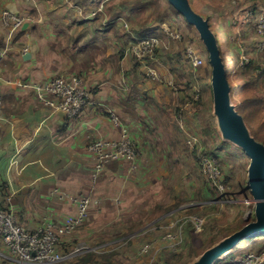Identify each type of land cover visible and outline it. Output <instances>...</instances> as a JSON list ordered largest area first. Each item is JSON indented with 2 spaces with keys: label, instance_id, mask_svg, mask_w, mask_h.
<instances>
[{
  "label": "crops",
  "instance_id": "1",
  "mask_svg": "<svg viewBox=\"0 0 264 264\" xmlns=\"http://www.w3.org/2000/svg\"><path fill=\"white\" fill-rule=\"evenodd\" d=\"M54 1L0 0V95L3 100L0 108V188L5 195L11 196V207L20 221L34 230L42 225L45 217L61 223L67 216L76 214L77 204L66 197L62 198L60 194L64 192L77 197L90 195L99 198L100 205H92L87 217L91 221L99 220L101 225L105 223L102 227L106 230L103 229L102 234L107 235L126 233L119 231L120 227L129 232L152 221L166 219L169 212L177 213L189 205H201L204 210L208 208L207 203L213 200L209 197L212 190L207 186L201 188L203 192L200 194L196 175L187 173L175 176L167 169L166 163L169 148L177 147L182 136L192 145L199 142V133L193 128L198 114L197 106L193 109L186 107L190 103L195 105L192 100H197L200 94H195L194 99H187L185 103L181 100L194 92H200L196 87L200 81L203 85L205 80L188 75L175 80L173 76L176 85L171 87V93L164 94L166 84L147 78L142 65L135 72L129 73L127 48L119 50L118 46H114L113 49L105 43V39L112 38V33L108 31L104 32L105 35L99 29L87 31V28L92 27L91 24H96L97 28L103 24L99 16H78L81 26L76 31L65 29V25H71L69 22L63 23V29L55 27L47 33V29L41 25L50 13L41 11L40 5L49 7ZM65 1L78 13L77 5L72 0ZM74 2L79 3L77 0ZM85 3L82 5L89 9L96 7L99 2L85 0ZM6 9L31 18L18 28L4 25L2 13ZM74 14L76 18L79 15ZM50 18L53 19L52 23L61 26L60 21L65 22L68 17L58 13ZM112 20H117V17ZM114 23L107 21L108 26L105 28L111 30L110 26ZM143 32L146 34V30H136L133 34L142 36ZM214 33L218 35L216 31ZM240 35L241 38L244 36L251 51V59L261 62L263 59L259 57L255 37L248 38L243 31ZM186 45V42L181 43L180 47ZM25 47L28 49L24 50ZM181 48H177L178 51L161 48L162 54L171 52L173 55L172 60L167 62L168 65L172 63V75L184 72L177 67L182 61L185 64L184 58L174 60L176 53L183 51ZM226 49L230 55L231 45L227 44ZM113 50L118 57L114 56ZM157 57L162 61L159 55ZM186 64V73L195 74L196 70L188 62ZM172 67L178 72L172 70ZM74 73L82 74L86 87L96 89L91 102L78 117H69L64 111L55 110L38 100L33 87L35 83L55 76L68 77ZM209 78L212 82V77ZM188 81H191L192 87L187 92L180 91L177 83ZM172 105H175L174 109L178 105L182 109V113L176 114L174 118L169 113L173 109ZM142 106L144 113L153 112L152 106L157 107L159 113H153V117L159 125L167 127V121L170 124L179 123L176 130L180 136L174 134L164 143L160 136L154 139L147 136V129L141 128L144 124L148 125L149 120H137L138 109ZM160 113L167 114V121L160 120ZM113 114L118 115V123L113 119ZM181 120L182 125L179 122ZM155 125L152 123L153 133ZM124 127L128 128L137 144L139 167L132 169L129 160L119 158L96 173L90 143L99 138L118 140ZM158 144L161 148L156 152ZM163 147L166 153L162 151ZM194 186H197L196 195ZM55 189L58 192L53 193ZM80 232L84 233V229H80ZM261 238H264V234L259 235V238L251 237L248 241L240 240L230 250L245 247ZM5 252V247L0 244V263L9 261L16 264L7 258Z\"/></svg>",
  "mask_w": 264,
  "mask_h": 264
},
{
  "label": "rangeland",
  "instance_id": "2",
  "mask_svg": "<svg viewBox=\"0 0 264 264\" xmlns=\"http://www.w3.org/2000/svg\"><path fill=\"white\" fill-rule=\"evenodd\" d=\"M72 1L74 5H77L76 8L78 13L76 9L65 0H55L53 4H50L49 7H47L48 5H44L43 7L40 5L41 11L43 10L45 13L49 11L50 13V15L46 17V20L44 19L45 23H42L43 25H41L47 29V33L55 27L63 29V23L68 24L69 22L71 25H65V29L76 31V29L80 28L81 26V23L77 20L78 16L85 17V12L96 9L99 6V3L101 4L103 1L106 2V0H97L99 3L96 4V7L85 9L83 6L86 4L85 0H77L79 2H76L77 4H75L74 0ZM190 1L193 7L198 12H200L204 18L208 19L213 31H216L218 34L216 35L217 43L222 50V54L225 57L227 67L229 68L232 77L234 79L240 78L241 82L244 83L252 77L257 76V72L254 74L251 70H245L244 66H238V62L241 57V47L247 46L244 41V36V39L241 38L240 33L243 31V33L248 38L255 37L254 39L256 42L258 41V43L264 38L259 26L256 24L255 19L254 21H250L253 18L250 17V15L247 16L253 7L259 6L264 8V0ZM172 4L173 3L171 0H108L105 3L103 12L97 15L103 22V24L100 25L101 27L98 25L99 28H97L96 24H91L92 27L87 28V31L99 29L102 35H105L104 32L106 31L112 33V38L109 40L105 39L104 42L110 44L113 49L114 46H118L119 50L120 48H127L126 52L128 53V58H131L134 57L130 50L132 43L130 38L133 31L146 30V33L147 31L159 32V25H166L170 31L180 33L182 37V39L178 41L171 39L168 48L173 51H178L177 48H181V43L186 42L187 45L193 43L192 45H194L197 50L203 56H205L206 59L205 64L201 65L200 67L203 69L208 68L209 73H211L210 71H212V67L208 62V50L202 37L195 26L190 25L183 15H181ZM80 11H82V13ZM58 13L68 17L65 22L60 21L59 24L61 26L52 23L51 21L53 19L50 18ZM74 13L79 14L77 15V18ZM119 16H122L127 20L128 24L130 25V29L127 30L122 21L119 20H116L113 26H110L111 30L105 28L108 26L107 21L112 20L115 17L118 18ZM109 17L112 18L109 19ZM97 20L100 21L99 18ZM51 23L54 24V26L51 25ZM163 39L167 40V37H163ZM127 41H129V43H126ZM227 44L231 45L232 49L230 55L234 57H230V55H228V49H226ZM185 47L181 48L183 50L181 52V59L184 58L183 52ZM233 48L236 50V54L234 53L235 51ZM113 54L114 56L118 57L115 50H113ZM246 54L251 57L250 50L249 53L246 52ZM259 55L260 59H264V52ZM259 57L257 56V58ZM178 59L179 56H175L174 60L176 61ZM184 62L185 64L182 61L181 65L177 66L180 67V70L184 71L181 73V75L179 73L173 72L175 80L177 77L181 78L182 74L185 76L187 75L186 70L188 65L186 64L187 61L185 58ZM166 65L171 67L172 63L169 62V65L167 63ZM79 75L83 78L82 74ZM207 79H209L208 81H211V78L208 77ZM156 82L166 84L160 81ZM201 83L202 81H200V84H198L196 87L197 91H202L200 96L197 97H199L198 101L203 98L205 103L197 106L198 114L196 116V123L193 124V128L199 133V142L196 141L198 143L191 145V143L187 141V138L182 136L177 147L169 148L171 154L168 153V156H166V163L167 169H169V171H171L175 176L179 174L187 175V173H192L194 176L196 175L199 180V193L201 194L203 192V189L201 188L209 187L212 190V194H209V197H212L213 200L207 203L209 207L205 208V210L201 205H189L184 207L181 211H177V213L169 212L166 219L152 221L144 227L136 229L134 228L129 232L120 227L119 231L126 232L121 234H102V230L104 229L102 225L105 223L101 225L99 220L91 221V219L87 217V220H85L84 224L77 229V236L80 234V239H84L87 245L93 249L103 248L114 249L118 251L119 254L117 255V264H167L164 262L162 256L164 255L166 257V252L168 251H182V244L186 241L185 225L189 221V217L195 215L203 218V223L201 225L202 227L200 229L195 228L194 234L197 235V238L194 239L195 246L193 247V250L189 251V248L188 250L183 249L185 257L181 264H200L208 250L219 245L234 232L244 228L251 222H254V220H257V216L255 215V203L251 200V194L250 190H248L247 184L249 181L251 158L238 141L226 134L221 122L220 113L217 111L216 99L214 98L213 94L210 93V88L202 89ZM164 86V94L172 92L171 86H167V84ZM257 90L261 96H264V76L258 81ZM190 104L189 106L187 105V109L190 107L193 109L194 105L191 104L190 106ZM143 106L139 107L138 109L139 114H137V120H149L150 123L148 125L144 124L145 126L141 128L142 130L147 129V131H145L147 136L149 135L151 139H154L155 136H160L163 143L165 142L164 140L169 141L172 138V135L174 136V134H177L178 137L180 136L176 130V128H178L177 125L180 126L179 123L176 124L175 122H172L170 124V122L167 121V114L160 113L162 115L160 120L163 121V119H165V121L168 123V126L164 127L163 124L159 125L158 120L153 117V113H159V110L156 111L157 107L152 106L153 112L144 113ZM166 109H168V107ZM179 122L181 125L183 124L182 120ZM152 123L156 124L154 127V133ZM215 128H217L216 131L214 130ZM205 129L207 131H205ZM157 146L159 147H157L156 152H158L161 148L159 144ZM198 149L200 151L199 160L196 159L191 152L192 150L197 151ZM162 151L166 153L164 147ZM204 156H210L214 160L218 166L219 177H223L227 180L223 190H220L213 185L209 173L206 172V169L201 162V159ZM187 181L189 182V180ZM171 184L172 183H169V185ZM196 188L197 186H194V191H197ZM196 191L194 192L195 195ZM194 199H196V197H194ZM190 206H200L201 212H199V214H189L188 207ZM103 216L104 215L100 217V220H102ZM182 224V239L180 241L170 242V240L166 238V235L168 233H178L180 227L179 225ZM87 228L90 229L87 230ZM80 229H84V233L80 232ZM88 231H90V233ZM256 238H259V235ZM261 239L262 240H260L261 243L259 245L261 250L259 251V254L257 251L259 243H255L259 240H256L245 247H235L234 250H231L236 255L234 260L237 259L236 263L234 264H261V262L264 261V238ZM242 240L248 241L249 238ZM145 247H148L146 251L144 250ZM249 253H256L259 258L252 260L250 263L244 262V256ZM75 256H77V254L70 255L68 258L57 264H71V261ZM215 260L216 258L214 261ZM5 264L12 263L8 261L5 262Z\"/></svg>",
  "mask_w": 264,
  "mask_h": 264
},
{
  "label": "built area",
  "instance_id": "3",
  "mask_svg": "<svg viewBox=\"0 0 264 264\" xmlns=\"http://www.w3.org/2000/svg\"><path fill=\"white\" fill-rule=\"evenodd\" d=\"M108 0H106L107 2ZM105 1L99 3V6L89 12H85V17H96L103 12ZM82 13V11H80ZM252 17L250 21H256L262 35L264 36V8L256 6L251 8L247 16ZM30 16L18 15L6 9L2 13V22L4 25H12L13 28L21 27L25 22L30 20ZM117 20L122 21L123 25L130 29L127 20L119 16ZM116 22L110 20L108 23ZM132 33V32H131ZM163 37H167L163 39ZM132 41L130 50L142 65L144 75L152 81H160L174 87L175 80L172 75L171 68L158 59L156 53L158 49L168 48L170 41L181 40V34L170 31L168 27L161 26L159 32L146 34L144 36L134 35L130 38ZM28 49L25 47L24 50ZM259 54L264 52V38L258 43ZM249 49L247 46L241 47V57L238 66L243 67L250 63L251 57L247 54ZM185 60L197 70L201 65L205 64V56H203L194 45H188L184 49ZM2 59V58H1ZM0 59V64H1ZM264 67V64L263 66ZM166 69V71H165ZM36 90L38 100L55 109L64 111L69 117H78L85 107L91 102L93 92L84 84V79L79 74H72L68 77L55 76L47 81L38 82L33 85ZM198 99V97H196ZM3 104L0 95V107ZM115 122H119L118 115L113 114ZM192 145V143H191ZM90 151L95 157L96 173H100L111 161L126 158L131 162V168L139 167V151L135 140L130 134L128 128L124 127L122 136L118 140L99 138L92 141L89 145ZM206 172L209 173L210 179L214 186L223 190L227 180L219 177L218 166L210 156H204L201 159ZM218 175V176H217ZM58 192V189L53 191ZM62 198L66 197L77 204L76 214L67 216L61 223H55L45 217L44 222L37 229H30L24 225L18 215L11 207V196H2L0 192V244L6 249V256L16 264H57L73 254H81L91 250H99L100 248H91L84 239L77 236V229L84 224L90 207L92 205H100L99 198L83 195L77 197L66 192L61 193ZM196 229H200L203 218L197 215L189 217ZM176 234L168 233L166 238L172 241H180L182 239L181 229ZM70 242L73 243V250L65 252L64 248ZM148 247H145L146 251ZM260 252L258 251V254ZM259 256L256 253H249L244 256V262L250 263ZM264 264V261L261 262Z\"/></svg>",
  "mask_w": 264,
  "mask_h": 264
},
{
  "label": "water",
  "instance_id": "4",
  "mask_svg": "<svg viewBox=\"0 0 264 264\" xmlns=\"http://www.w3.org/2000/svg\"><path fill=\"white\" fill-rule=\"evenodd\" d=\"M171 1L178 11L196 27L207 47L212 65V85L217 111L220 113L226 134L238 141L251 158L248 185L251 200L255 203L257 220L208 250L200 264H212L217 256L232 249L240 240L264 234V144L251 135L236 105L232 102L227 67L210 22L193 7L190 0Z\"/></svg>",
  "mask_w": 264,
  "mask_h": 264
},
{
  "label": "trees",
  "instance_id": "5",
  "mask_svg": "<svg viewBox=\"0 0 264 264\" xmlns=\"http://www.w3.org/2000/svg\"><path fill=\"white\" fill-rule=\"evenodd\" d=\"M172 5H173V7H175L174 4H172ZM177 11H178V9H177ZM187 22L190 25L194 26L188 20H187ZM160 28H161V25H159L158 29H160ZM153 32L154 31H152V32L147 31L146 34L147 35L152 34ZM143 34H144V32L142 33V36L146 35V34H144V35ZM160 51H161V48L158 49L156 55L157 56L159 55V57L161 58L162 61L167 63L168 61L172 60L173 55L171 52H167V54H162ZM122 53H124V50H122ZM176 55H178L179 58H182L181 53L178 52V53H176ZM222 56H223V54H222ZM223 60H224V63L226 64V60H225L224 56H223ZM208 62L211 65L209 52H208ZM129 63H130L129 73L135 72L136 70L139 69V67L141 65V62L135 57L129 58ZM263 64H264V59L261 60V62L256 61L254 59H251L250 63L245 65L244 68L245 69L250 68L254 74L257 72L258 75L255 77H252L251 79L245 81L244 83L241 82L240 78L234 79L232 77V74L229 71V68L227 67V64H226V67H227V72H228V76H229V80H230L232 102L236 105L237 111H238L239 115L241 116V118L243 119V121H244L247 129L250 131L251 135L254 136L258 141H260L261 143L264 144V96H261L257 90L258 81L260 80L261 77L264 76V67H262ZM204 66H206V65H204ZM172 70H174L173 67H172ZM174 71L178 72V70H176V69ZM210 72H212V71H210ZM187 75L189 77H194V78L195 77L203 78L205 81L203 82L202 87L203 88L210 87L211 93L214 96L212 82L208 81V79H207L210 76L212 77V74L209 73L208 68L203 69V68L199 67L196 70L195 74L190 72ZM177 85H178L179 90L182 92H187V90L192 87L191 81H188V82L183 83V84L177 83ZM87 88H89L92 92H94L96 90L95 88L92 89L91 87H87ZM197 93L201 94V91L200 92H194V94H191L188 97L186 96V98H183V100H181L182 103H185L187 101V99H191V100L194 99V97H195L194 95ZM192 101H194V103H195V105L193 107H196L198 105L205 103L203 98L200 99L199 101H198V99L192 100ZM174 107H175V105H172L171 108H173V109L171 110V112H169L171 114V118H174L176 114L180 115L182 113L181 112L182 111L181 106L178 105V107L176 109H174ZM214 130L216 131L217 128H215ZM191 152L195 156V158L199 160V153H200L199 149L197 151L192 150ZM0 192H1L2 196H5L4 191H2V188H0ZM188 210H189L188 211L189 214H199V212H201L200 206H190ZM194 233H195V226L189 220L187 222V224L185 225V238H186L185 240L186 241L183 242V244H182V249H181L182 251H180V252H174V251L166 252V257L164 255L162 256L164 262H166L167 264H181L182 260L185 257L183 249L188 250V248H189V251H191V250H193V247L195 246L194 239L197 238L196 237L197 235ZM256 243L257 244L259 243L257 251H260L261 247H259V245H260L261 241L260 240L256 241ZM72 246H73V243L70 242L64 248V251L69 252L71 250ZM118 254H119L118 251H116L114 249L100 248L99 250H91V251L81 253V254L75 256L74 259H72L71 264H117V260H118L117 255ZM235 258H236V255L233 253V251L230 250V251L223 253L222 255H219V257L217 256L216 260L213 262V264H234L237 261V259L234 260Z\"/></svg>",
  "mask_w": 264,
  "mask_h": 264
}]
</instances>
